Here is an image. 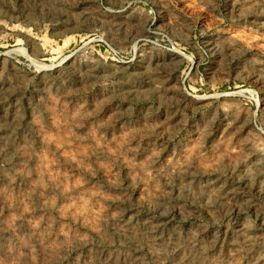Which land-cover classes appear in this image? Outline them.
Returning a JSON list of instances; mask_svg holds the SVG:
<instances>
[{
    "label": "rangeland",
    "instance_id": "374dc122",
    "mask_svg": "<svg viewBox=\"0 0 264 264\" xmlns=\"http://www.w3.org/2000/svg\"><path fill=\"white\" fill-rule=\"evenodd\" d=\"M0 264H264V0H0Z\"/></svg>",
    "mask_w": 264,
    "mask_h": 264
},
{
    "label": "bare ground",
    "instance_id": "6f19581e",
    "mask_svg": "<svg viewBox=\"0 0 264 264\" xmlns=\"http://www.w3.org/2000/svg\"><path fill=\"white\" fill-rule=\"evenodd\" d=\"M176 54H178L177 52H175Z\"/></svg>",
    "mask_w": 264,
    "mask_h": 264
}]
</instances>
